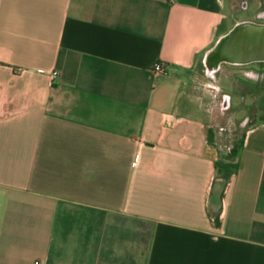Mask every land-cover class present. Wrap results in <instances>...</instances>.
<instances>
[{"label":"crops","instance_id":"obj_1","mask_svg":"<svg viewBox=\"0 0 264 264\" xmlns=\"http://www.w3.org/2000/svg\"><path fill=\"white\" fill-rule=\"evenodd\" d=\"M250 1L0 0V264H264Z\"/></svg>","mask_w":264,"mask_h":264},{"label":"water","instance_id":"obj_2","mask_svg":"<svg viewBox=\"0 0 264 264\" xmlns=\"http://www.w3.org/2000/svg\"><path fill=\"white\" fill-rule=\"evenodd\" d=\"M207 59L214 67L222 61L232 64L264 61V23L237 22L210 49Z\"/></svg>","mask_w":264,"mask_h":264},{"label":"rangeland","instance_id":"obj_3","mask_svg":"<svg viewBox=\"0 0 264 264\" xmlns=\"http://www.w3.org/2000/svg\"><path fill=\"white\" fill-rule=\"evenodd\" d=\"M255 10H256L255 3L252 2V1H250L247 4V7H243V9L240 12V15H248V16H252V17H253V15H255L254 16V19H260L259 16L264 15V3H262L259 6L258 12H256V14H254L255 13ZM261 20H264V19H261ZM261 64L264 65V62H261ZM255 84H256V82H254L253 85H255ZM253 90H251V91H253ZM254 91H255V95H253V97H251L248 100L249 101V104H247V106L249 107L248 117H249L250 123L254 122L257 119V117H256L257 115L259 116V114L256 113V112H261V114H264V92H262V89L261 88L259 90L256 89ZM256 91H258V92H256ZM217 98L219 99V103H220V101L222 100V94L221 93H218ZM259 109H261V111ZM223 112H224L223 115L225 117L226 116L228 117V115H229V109L228 110L226 109ZM244 113H246V112H244ZM217 122L220 123V124H226L227 123V122H225L224 120H221V119L220 120H217ZM235 126H237V128L239 127L238 124H237V121L235 122ZM225 127L223 126V128H225ZM237 134H238V132H237ZM235 138H236V136L234 137V139ZM220 142L221 141H218V143H220ZM233 143H234V147H233L232 152L228 154L229 157H232L233 156L232 153L234 154L237 141L235 140V142H233Z\"/></svg>","mask_w":264,"mask_h":264},{"label":"built area","instance_id":"obj_4","mask_svg":"<svg viewBox=\"0 0 264 264\" xmlns=\"http://www.w3.org/2000/svg\"><path fill=\"white\" fill-rule=\"evenodd\" d=\"M152 67H153V69H154L155 71H160V70H162L161 64H160L159 62L154 63ZM52 73L55 74L56 71H53ZM34 263H35V264H38V261L35 260Z\"/></svg>","mask_w":264,"mask_h":264},{"label":"flooded vegetation","instance_id":"obj_5","mask_svg":"<svg viewBox=\"0 0 264 264\" xmlns=\"http://www.w3.org/2000/svg\"><path fill=\"white\" fill-rule=\"evenodd\" d=\"M223 98H225V95L223 96Z\"/></svg>","mask_w":264,"mask_h":264}]
</instances>
